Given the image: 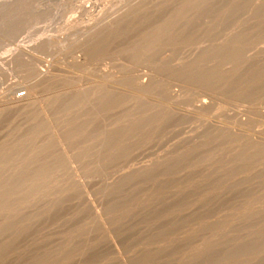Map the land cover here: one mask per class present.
I'll list each match as a JSON object with an SVG mask.
<instances>
[{
	"label": "rangeland",
	"instance_id": "rangeland-1",
	"mask_svg": "<svg viewBox=\"0 0 264 264\" xmlns=\"http://www.w3.org/2000/svg\"><path fill=\"white\" fill-rule=\"evenodd\" d=\"M0 264H264V0H0Z\"/></svg>",
	"mask_w": 264,
	"mask_h": 264
},
{
	"label": "bare ground",
	"instance_id": "bare-ground-1",
	"mask_svg": "<svg viewBox=\"0 0 264 264\" xmlns=\"http://www.w3.org/2000/svg\"><path fill=\"white\" fill-rule=\"evenodd\" d=\"M49 28V27H48ZM61 28V27H60ZM59 29V28H58ZM49 35V34H48ZM27 97V96H26ZM26 98H23V96H16L14 98H9V103L13 106H18L19 104H21L23 101H25ZM26 103V101H25ZM23 106V104L21 105Z\"/></svg>",
	"mask_w": 264,
	"mask_h": 264
}]
</instances>
